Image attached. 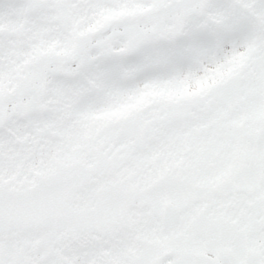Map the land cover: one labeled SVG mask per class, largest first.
I'll return each mask as SVG.
<instances>
[{
	"label": "snow or ice",
	"instance_id": "1",
	"mask_svg": "<svg viewBox=\"0 0 264 264\" xmlns=\"http://www.w3.org/2000/svg\"><path fill=\"white\" fill-rule=\"evenodd\" d=\"M0 264H264V0H0Z\"/></svg>",
	"mask_w": 264,
	"mask_h": 264
}]
</instances>
